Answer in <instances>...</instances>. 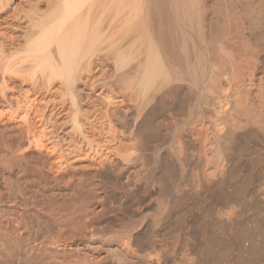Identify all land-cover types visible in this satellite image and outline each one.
<instances>
[{"label": "bare ground", "instance_id": "bare-ground-1", "mask_svg": "<svg viewBox=\"0 0 264 264\" xmlns=\"http://www.w3.org/2000/svg\"><path fill=\"white\" fill-rule=\"evenodd\" d=\"M0 264H264V0H0Z\"/></svg>", "mask_w": 264, "mask_h": 264}]
</instances>
